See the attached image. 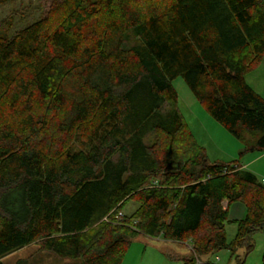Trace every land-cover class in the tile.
I'll return each mask as SVG.
<instances>
[{
    "label": "trees",
    "instance_id": "obj_1",
    "mask_svg": "<svg viewBox=\"0 0 264 264\" xmlns=\"http://www.w3.org/2000/svg\"><path fill=\"white\" fill-rule=\"evenodd\" d=\"M263 58L264 0H62L14 38L0 31V264L31 246L123 264L139 236L189 241L184 264L250 253L264 184L208 161L173 82L243 153L264 152V98L246 81Z\"/></svg>",
    "mask_w": 264,
    "mask_h": 264
},
{
    "label": "rangeland",
    "instance_id": "obj_2",
    "mask_svg": "<svg viewBox=\"0 0 264 264\" xmlns=\"http://www.w3.org/2000/svg\"><path fill=\"white\" fill-rule=\"evenodd\" d=\"M62 0H17L0 6V31L10 39L14 38L22 29L32 25L43 17L49 16L51 10ZM247 83L256 93L264 98V58L246 76ZM178 92L177 110L183 116L190 133L197 144L205 149L208 161L211 164H232L239 162L259 180L264 179V152L254 151L243 153L246 143L234 137L227 129L216 122L198 102L184 81L177 78L173 82ZM252 139L248 133L244 136ZM245 139V140H246ZM227 204V203H226ZM225 206L227 207V205ZM138 205L130 202L125 207V213L131 215ZM226 233L232 241L237 233L236 224H228ZM253 250L246 255L245 249L238 252L239 259L232 257L230 251L222 250L219 253L201 258L197 264H262L264 256V232H257L252 237ZM37 246L20 250L5 261V264H17L24 257L36 254ZM192 248L188 242H166L162 239H153L139 236L133 240L123 264H184L192 257ZM37 264H69L71 260L59 258L53 254ZM24 261V260H23ZM240 261H242L240 263ZM25 264V261L23 262Z\"/></svg>",
    "mask_w": 264,
    "mask_h": 264
},
{
    "label": "crops",
    "instance_id": "obj_3",
    "mask_svg": "<svg viewBox=\"0 0 264 264\" xmlns=\"http://www.w3.org/2000/svg\"><path fill=\"white\" fill-rule=\"evenodd\" d=\"M244 216H245V207L242 204L237 203L231 207V209H230L231 219L240 220V219H243ZM29 248L30 247H26L24 249H29ZM37 251L38 252H36V254L34 253V254H31L27 257H24L23 258L24 261H26L27 264H37V263L41 262L42 260H44L47 257L46 255H48V253H42V251H39L38 248H37ZM12 256H13V254L4 258L3 264H5V261H8Z\"/></svg>",
    "mask_w": 264,
    "mask_h": 264
},
{
    "label": "built area",
    "instance_id": "obj_4",
    "mask_svg": "<svg viewBox=\"0 0 264 264\" xmlns=\"http://www.w3.org/2000/svg\"><path fill=\"white\" fill-rule=\"evenodd\" d=\"M262 182H263V184H264V179L262 180ZM121 216H122V214H121ZM199 263V262H198Z\"/></svg>",
    "mask_w": 264,
    "mask_h": 264
}]
</instances>
